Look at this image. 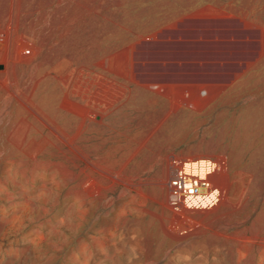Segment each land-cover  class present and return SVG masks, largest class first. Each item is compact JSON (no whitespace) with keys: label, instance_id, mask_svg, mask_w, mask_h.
<instances>
[{"label":"rangeland","instance_id":"rangeland-1","mask_svg":"<svg viewBox=\"0 0 264 264\" xmlns=\"http://www.w3.org/2000/svg\"><path fill=\"white\" fill-rule=\"evenodd\" d=\"M0 142L91 185L82 234L133 194L142 264H264V0H0ZM173 158L218 165L215 208L170 211Z\"/></svg>","mask_w":264,"mask_h":264},{"label":"clouds","instance_id":"clouds-1","mask_svg":"<svg viewBox=\"0 0 264 264\" xmlns=\"http://www.w3.org/2000/svg\"><path fill=\"white\" fill-rule=\"evenodd\" d=\"M90 187L87 181L73 187V173L62 161L0 142V264H142L143 230L132 224L133 194L106 196L110 223L82 234L98 207ZM166 259L219 264L211 246L195 242L167 250Z\"/></svg>","mask_w":264,"mask_h":264},{"label":"built area","instance_id":"built-area-1","mask_svg":"<svg viewBox=\"0 0 264 264\" xmlns=\"http://www.w3.org/2000/svg\"><path fill=\"white\" fill-rule=\"evenodd\" d=\"M209 163L210 171L200 177L186 171L189 164L176 158L170 161L167 204L174 215L180 217L184 210H210L220 203L221 191L211 179L219 172V167L214 162Z\"/></svg>","mask_w":264,"mask_h":264},{"label":"bare ground","instance_id":"bare-ground-1","mask_svg":"<svg viewBox=\"0 0 264 264\" xmlns=\"http://www.w3.org/2000/svg\"><path fill=\"white\" fill-rule=\"evenodd\" d=\"M210 169H211L210 163H208L205 160H204V162L201 161V163L199 161V163H197V164L193 163V164H189L188 166H186L187 172H190L194 175H198L200 177H204L205 175H207V173L210 171ZM217 177H219V176H217Z\"/></svg>","mask_w":264,"mask_h":264}]
</instances>
